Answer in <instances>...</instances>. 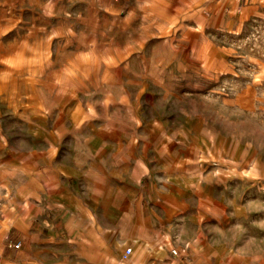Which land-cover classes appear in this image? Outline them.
Segmentation results:
<instances>
[{
    "label": "rangeland",
    "instance_id": "374dc122",
    "mask_svg": "<svg viewBox=\"0 0 264 264\" xmlns=\"http://www.w3.org/2000/svg\"><path fill=\"white\" fill-rule=\"evenodd\" d=\"M139 224L154 264L264 233V0H0V240L153 264Z\"/></svg>",
    "mask_w": 264,
    "mask_h": 264
},
{
    "label": "crops",
    "instance_id": "0c3cea01",
    "mask_svg": "<svg viewBox=\"0 0 264 264\" xmlns=\"http://www.w3.org/2000/svg\"><path fill=\"white\" fill-rule=\"evenodd\" d=\"M239 227V231L234 234V236L229 237L230 245H229V251L227 248L221 245L220 240L222 234L214 235L213 245H204L203 248L211 247L213 248L212 254H210L208 257H212L213 261L211 264H221L222 259H224L225 264H264V233H259L255 230L253 233H244L246 230L250 229L251 227L248 226L246 229H244L242 226ZM236 227V228H237ZM23 233L26 231V227H24ZM22 228V229H23ZM139 230L135 234L141 236L140 240L139 238L134 239H124V241H127L128 244H132L131 242L134 240L135 242L139 240L138 243L132 244L135 248L136 256L134 261L139 263H144V259L149 258L150 261H153L151 263H156L158 258H163L164 261H169L168 257H165L164 254L161 252H153L150 248L152 239V228L150 229H144L142 233V226L139 224L137 226ZM255 228V227H254ZM218 230L220 228H217ZM244 232H243V231ZM26 232H29L27 230ZM148 232V234H147ZM233 235V234H232ZM41 236V237H40ZM37 239V245L39 247L38 250H42V252L45 249L46 245V235H40ZM143 236V237H142ZM22 259L19 261V255L18 252L13 250V247L10 243L5 244L3 240H0V264H46L43 257H41L39 254L38 256H29L31 253L30 248V237L24 239V236L22 235ZM49 238H51L49 236ZM137 239V240H136ZM123 241V242H124ZM54 242V240H53ZM74 245V244H73ZM86 249L79 250L77 248V245H74V248L72 250H69L66 254H68V259L70 264H110V255L106 249L105 246H102V248L98 249L96 246H94L93 242H88L86 244ZM224 250V254H222V250ZM202 249H200L201 251ZM39 252V251H38ZM28 254V255H26ZM57 254V253H56ZM55 254V255H56ZM198 257L203 259V262L206 264H210L206 261L203 254L200 252L198 253ZM56 257L54 256L53 262L56 261ZM217 259H220V262H217ZM161 260V261H162ZM56 263V262H55Z\"/></svg>",
    "mask_w": 264,
    "mask_h": 264
},
{
    "label": "built area",
    "instance_id": "2783aa9c",
    "mask_svg": "<svg viewBox=\"0 0 264 264\" xmlns=\"http://www.w3.org/2000/svg\"><path fill=\"white\" fill-rule=\"evenodd\" d=\"M18 246H19V244H17L15 247H18ZM130 253H131V249L130 248L126 249L125 254H124V258H126L128 255H130Z\"/></svg>",
    "mask_w": 264,
    "mask_h": 264
}]
</instances>
